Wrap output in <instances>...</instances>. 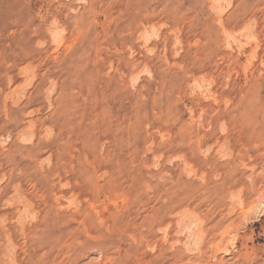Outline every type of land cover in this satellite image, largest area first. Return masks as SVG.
I'll list each match as a JSON object with an SVG mask.
<instances>
[{
    "label": "rangeland",
    "instance_id": "374dc122",
    "mask_svg": "<svg viewBox=\"0 0 264 264\" xmlns=\"http://www.w3.org/2000/svg\"><path fill=\"white\" fill-rule=\"evenodd\" d=\"M0 264H264V0H0Z\"/></svg>",
    "mask_w": 264,
    "mask_h": 264
}]
</instances>
